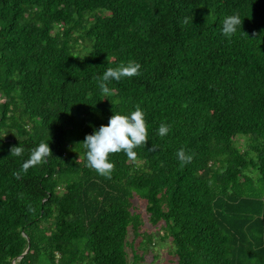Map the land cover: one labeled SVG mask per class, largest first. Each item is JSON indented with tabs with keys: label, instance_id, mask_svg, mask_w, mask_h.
<instances>
[{
	"label": "trees",
	"instance_id": "1",
	"mask_svg": "<svg viewBox=\"0 0 264 264\" xmlns=\"http://www.w3.org/2000/svg\"><path fill=\"white\" fill-rule=\"evenodd\" d=\"M137 107L149 139L98 174L86 134ZM137 197L177 264H264V0H0V264H137Z\"/></svg>",
	"mask_w": 264,
	"mask_h": 264
},
{
	"label": "clouds",
	"instance_id": "2",
	"mask_svg": "<svg viewBox=\"0 0 264 264\" xmlns=\"http://www.w3.org/2000/svg\"><path fill=\"white\" fill-rule=\"evenodd\" d=\"M239 24L240 20L236 16H226L223 21L222 32L225 35H230L236 31ZM140 68L139 62L132 60L117 67H108L99 78V86L107 94L109 91L108 81H119L123 77L138 75ZM157 131L163 137L169 133L170 125L161 123ZM148 139L146 115L141 108L137 107L130 112L114 111L108 123L94 128V131L86 134L82 141L86 148L87 166L95 169L100 175L110 176L114 168V162L109 158L111 153L123 151L129 158L135 159L137 153L134 149L145 144ZM21 153L20 144L12 147L11 154L19 156ZM49 155H52V149L48 142L42 141L32 150L30 158L23 164V167L27 169L30 165L44 162ZM177 159L186 162L191 159V155L180 148L177 150Z\"/></svg>",
	"mask_w": 264,
	"mask_h": 264
},
{
	"label": "rangeland",
	"instance_id": "3",
	"mask_svg": "<svg viewBox=\"0 0 264 264\" xmlns=\"http://www.w3.org/2000/svg\"><path fill=\"white\" fill-rule=\"evenodd\" d=\"M242 140L244 137L241 138ZM135 203L138 204L139 208H141L142 216L145 220L144 228H148L151 230L155 235L158 241H161L160 243L157 242V244L153 245L151 244L147 251H145V256L138 261L137 264H177V259L173 254H170L169 252V241L164 240L160 236L163 234L164 229L162 228V223L159 222L158 224H151V222L146 219V201L141 198H135ZM129 239L132 240L134 237H131V234H129ZM140 240V237L138 236L136 241L134 242V246H138V242ZM170 240V239H169ZM165 241V242H163ZM127 251L129 258H132V246H127ZM139 252H143V250L140 248L138 249Z\"/></svg>",
	"mask_w": 264,
	"mask_h": 264
},
{
	"label": "water",
	"instance_id": "4",
	"mask_svg": "<svg viewBox=\"0 0 264 264\" xmlns=\"http://www.w3.org/2000/svg\"><path fill=\"white\" fill-rule=\"evenodd\" d=\"M29 247H30V244L27 247V249L25 250V252H23L18 258H21L29 250ZM15 262H16V259L13 260V264H15Z\"/></svg>",
	"mask_w": 264,
	"mask_h": 264
}]
</instances>
